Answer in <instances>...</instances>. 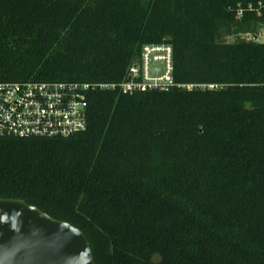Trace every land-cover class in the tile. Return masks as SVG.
Returning <instances> with one entry per match:
<instances>
[{"label": "trees", "instance_id": "16d2710c", "mask_svg": "<svg viewBox=\"0 0 264 264\" xmlns=\"http://www.w3.org/2000/svg\"><path fill=\"white\" fill-rule=\"evenodd\" d=\"M263 26L264 0H0V81L118 83L167 42L177 83L220 86L96 90L78 133L0 136V198L96 264H264Z\"/></svg>", "mask_w": 264, "mask_h": 264}, {"label": "built area", "instance_id": "2783aa9c", "mask_svg": "<svg viewBox=\"0 0 264 264\" xmlns=\"http://www.w3.org/2000/svg\"><path fill=\"white\" fill-rule=\"evenodd\" d=\"M251 9V6L248 7ZM242 16V9L237 17ZM264 42V26L247 34ZM173 47L167 42L145 43L118 83L88 81H0V136L66 137L86 128L91 92L118 90L132 95L174 88L214 90L213 83L179 84L173 75Z\"/></svg>", "mask_w": 264, "mask_h": 264}, {"label": "water", "instance_id": "95a60500", "mask_svg": "<svg viewBox=\"0 0 264 264\" xmlns=\"http://www.w3.org/2000/svg\"><path fill=\"white\" fill-rule=\"evenodd\" d=\"M0 264H96L87 236L23 199L0 198Z\"/></svg>", "mask_w": 264, "mask_h": 264}, {"label": "rangeland", "instance_id": "374dc122", "mask_svg": "<svg viewBox=\"0 0 264 264\" xmlns=\"http://www.w3.org/2000/svg\"><path fill=\"white\" fill-rule=\"evenodd\" d=\"M241 36H245L246 37V34L244 35V34H242ZM229 40L231 41L232 39L231 38H229Z\"/></svg>", "mask_w": 264, "mask_h": 264}]
</instances>
